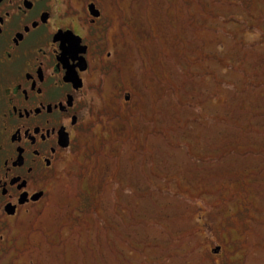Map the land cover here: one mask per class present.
<instances>
[{
    "label": "rangeland",
    "instance_id": "obj_1",
    "mask_svg": "<svg viewBox=\"0 0 264 264\" xmlns=\"http://www.w3.org/2000/svg\"><path fill=\"white\" fill-rule=\"evenodd\" d=\"M113 1L148 34L129 38L125 66L140 89L141 133L129 128L127 146L113 144L116 157L82 143L54 184L52 206L21 239L39 264H194L197 207L246 197L241 172L256 170L253 152L264 154V129L251 132L264 122L254 109L264 101V9L258 0ZM93 136L100 139L97 127ZM102 161L109 172L99 188L82 172ZM259 212L252 225L262 227Z\"/></svg>",
    "mask_w": 264,
    "mask_h": 264
},
{
    "label": "flooded vegetation",
    "instance_id": "obj_2",
    "mask_svg": "<svg viewBox=\"0 0 264 264\" xmlns=\"http://www.w3.org/2000/svg\"><path fill=\"white\" fill-rule=\"evenodd\" d=\"M256 4L264 9V0ZM134 34L148 38L113 0H0V264H39L21 231L52 206L54 184L82 143L116 157L113 144L127 146L129 128L140 135V89L125 67ZM256 105L264 112V101ZM261 129L264 122L251 125ZM253 154L256 170L241 172L246 197L197 207L194 264H264V226L252 225L264 212V154ZM96 164L82 175L103 185L109 167Z\"/></svg>",
    "mask_w": 264,
    "mask_h": 264
}]
</instances>
